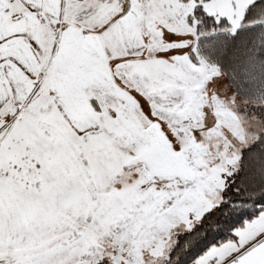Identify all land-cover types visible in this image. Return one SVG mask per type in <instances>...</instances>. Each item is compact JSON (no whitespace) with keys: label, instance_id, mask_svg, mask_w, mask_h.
<instances>
[{"label":"snow or ice","instance_id":"6c2138e0","mask_svg":"<svg viewBox=\"0 0 264 264\" xmlns=\"http://www.w3.org/2000/svg\"><path fill=\"white\" fill-rule=\"evenodd\" d=\"M0 264H264V0H0Z\"/></svg>","mask_w":264,"mask_h":264}]
</instances>
